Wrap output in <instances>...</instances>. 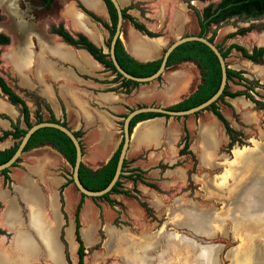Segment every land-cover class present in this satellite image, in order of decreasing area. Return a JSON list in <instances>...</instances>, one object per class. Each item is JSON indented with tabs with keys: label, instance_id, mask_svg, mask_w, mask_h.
Returning a JSON list of instances; mask_svg holds the SVG:
<instances>
[{
	"label": "rangeland",
	"instance_id": "1",
	"mask_svg": "<svg viewBox=\"0 0 264 264\" xmlns=\"http://www.w3.org/2000/svg\"><path fill=\"white\" fill-rule=\"evenodd\" d=\"M119 1L122 5L128 2L123 9L135 21L146 23L151 33L162 35L169 23L171 27L165 31L178 30L180 38L197 33L194 11L200 12L207 4L219 0ZM70 3L71 0H53L52 7L44 11L39 0H0V33L10 37L9 46L0 47V76L26 103L31 124L35 123V110H43V104L32 89L31 71L19 68L31 62L25 43L30 42L36 27L48 33L49 26L70 24V19L62 18ZM97 17L109 25L106 13ZM128 24L124 20L122 27L125 29ZM104 31L106 54L108 32ZM211 31L215 33L213 43L222 50L229 44L250 50L264 42V15L255 19L232 17L211 26ZM121 43L125 50L131 45L124 44L123 37ZM225 64L241 72L247 80L234 82L251 88L245 90L228 81V90L247 91L251 98L261 102V109L244 96L216 102L217 109L235 132V143L230 148L223 127L208 110L187 116L188 150L183 154H179L182 132L177 141L169 137L161 148L136 152L131 148L120 175L127 178L120 184L136 181L128 186L123 200L108 203L95 198L87 200L88 204L82 201L79 231L84 247L83 264H264V100L261 99L264 60L252 64L231 50ZM188 68L194 70L188 74L195 84L198 71L193 63L174 67L175 70ZM105 72L112 83L115 75ZM177 79L178 82L180 78ZM157 81L144 85L153 86ZM121 82L118 79L111 84L113 87H105L140 86L123 87ZM60 93L66 97V87ZM46 118L43 112L42 119ZM121 120L118 117L115 121V137L110 143L105 142L112 149L121 138ZM74 208L75 200L67 197L64 211L60 206L55 215L54 228L50 234L36 237V244L20 236L13 238L8 243L12 247L5 251L6 244L0 242V264H76ZM122 235L127 238L125 248L118 243Z\"/></svg>",
	"mask_w": 264,
	"mask_h": 264
},
{
	"label": "crops",
	"instance_id": "2",
	"mask_svg": "<svg viewBox=\"0 0 264 264\" xmlns=\"http://www.w3.org/2000/svg\"><path fill=\"white\" fill-rule=\"evenodd\" d=\"M78 1L97 16L106 13L101 0ZM116 1L120 8L128 3L122 5V1ZM62 18L72 21L68 25L64 24L69 32L84 35L105 53L104 29L77 9L74 2L67 5V11L62 13ZM144 26L153 32L146 23ZM170 27L168 23L166 29ZM35 30L37 31H34L30 42L25 43V48L31 55V62H26L25 66L19 68L31 71L34 78L32 89L48 105L54 118L64 121L70 131L80 132L78 140L82 147L81 163L92 171L103 165L118 146V142L113 149L107 145L117 133V116L137 106L169 107L187 97L199 83V75L195 84L189 77L188 73H193V68L175 70V66H172L165 68L161 79L153 86L139 84L138 87L128 88L127 93L120 87L115 91H107L105 86L113 87L111 84L114 83H108L111 78L105 77L104 68L84 49L61 42L56 36L46 33L44 28L36 27ZM165 30L162 35L149 38L128 24L125 29L121 28L119 40L121 42L123 37L124 44L133 45L141 53H152L150 57L128 53L137 62H150L157 60L165 47L181 35L178 30L173 33ZM177 78H180L178 82ZM17 79V87L20 89L21 84L18 77ZM62 87H66V97L60 93ZM12 125L25 129L20 107L11 104L0 93V134L12 131ZM183 127H189L187 116H157L139 121L131 130L126 154L131 148L134 152L161 148L169 137L177 141ZM106 141L108 142L105 143ZM15 143L11 136L0 140V152L11 149ZM107 150L110 152L107 153ZM70 174V165L59 152L47 144L23 151L14 166L8 168L4 175L0 174V230L4 233L0 236V242L3 246L6 244L5 251L12 247V244L8 246V243H11L13 238H30L36 244V237L50 234V230L55 226V215L60 206L64 211L67 197H72L75 205L77 204L80 195L73 185L68 183ZM126 178H120L119 182ZM131 184L132 182L121 183L119 190L127 191ZM108 199L123 200V195L111 194ZM83 200L88 204L90 202L87 200L93 199L83 197Z\"/></svg>",
	"mask_w": 264,
	"mask_h": 264
},
{
	"label": "trees",
	"instance_id": "3",
	"mask_svg": "<svg viewBox=\"0 0 264 264\" xmlns=\"http://www.w3.org/2000/svg\"><path fill=\"white\" fill-rule=\"evenodd\" d=\"M102 1L108 13L109 22H110L109 25L101 21L91 12L85 10L82 6L78 5V7L88 17H90L95 22L99 23L108 32V41L106 44V47H108V43L113 33V28L115 25V12L108 0H102ZM52 4H53V0H39V5L44 10L51 8ZM126 11L127 9L125 8L121 9L122 19L129 21L134 29H136L138 32L148 37L157 36V34L147 31L143 25L139 24L133 18H131L126 13ZM194 15L196 18V23L198 28V32L196 36L206 37L209 42H213L215 33L214 31H211V26H217L232 17H239V18L244 17V18L255 19L257 17L263 16L264 0H219L215 4H211V3L207 4L205 7L201 9L200 12L194 11ZM50 31L51 33L56 34L58 37H60L68 45L75 48L84 49L91 56V58L95 60L97 63H99L105 70L111 71L115 75V77L112 79V83H115V81L120 79L122 81L121 85L123 87L137 84L135 82L122 79L120 75L114 71L111 62L108 60V55L102 53L101 49L94 46L83 35L81 34L70 35L62 28L61 25H58L56 27L51 26ZM8 43H9L8 38L0 33V46L7 45ZM215 46L219 50L223 59L227 57V55L230 53L231 50H234L238 52L243 59H246L253 64H260L264 60V44L261 47H253L250 51L246 50L245 48L237 44H229L225 48V50L220 49L218 45ZM114 57L117 64L123 71L135 77H146L151 75L156 71L160 63V58L145 63L137 62L124 51L121 42L118 39L114 45ZM184 61L193 62L196 65L200 76V83L197 85L195 91L191 93L187 98L178 102L177 104L168 107V109L172 111L186 110L204 102L216 91L219 84L220 71L216 58L210 52V50L201 43L191 41V42L183 43L178 47H176L169 55L166 61V67ZM159 79L160 77L157 78V80ZM235 79H238V81H242L245 83L247 82L245 78H242L241 72L229 69L226 66V81L244 87L245 90L251 91V88H246V86H244L243 84L234 82ZM227 82L222 91V94L219 96L216 102L221 101L224 97L235 98L239 96H244L246 99H249L257 109H261V102H258L253 98H251V96L247 93V91H234V92L229 91L227 87ZM129 88H133V87H129ZM115 90L116 89H112V88L107 89V91H115ZM124 91L125 93H127L128 88L124 89ZM0 93L3 96H5V98L11 104L18 105L20 107V112L22 115V120L25 125V128H29L32 124L31 122H29V110L26 103L23 101L22 98H20V96L14 93L13 90L6 85V83L4 82L1 76H0ZM261 99L264 100V97H261ZM40 100L43 104V109L47 113V118L42 119L41 110L36 109L34 112L35 123L48 121L53 123H59L66 127L63 121L60 122L54 118L48 105L41 98ZM216 102L212 103L208 108H206V110L210 111L211 114L223 127L224 133L226 134L229 140L228 148H230L235 143V138H234L235 132L229 126L228 122L224 119V117L217 109ZM124 115H120L118 117L123 118ZM156 116L159 115L146 113L135 116L130 121L129 133H131L132 128L137 122L150 119ZM24 132L25 129L22 130L19 129L17 125H12V131H6L0 134V140L8 136H11L16 141V143L13 145L11 149L0 152V164L5 162L12 155V153L16 148L19 138L24 134ZM72 133L75 136V138L78 139L80 137V132H72ZM181 143H182V147L179 150V154H183L188 149V133L185 128H183V136L181 138ZM43 144H47L52 148H54L57 152L61 154V156L65 159V161L70 165V167L72 166L74 160V150L70 141L62 133L51 128H43L36 131L28 140L23 151L31 147H35ZM119 148H120V143L118 144L116 150L113 152L111 157L107 160V162L94 171L84 167L82 163H80L78 169V180L85 189L90 191H99L107 185L114 172ZM17 161L18 159L15 161V163ZM14 164L12 166H14ZM124 164H125V160L123 161L121 172L124 167ZM7 171L8 169H5L1 171L0 174L4 175ZM120 175L115 185L110 190V192L100 197L102 200H105L106 202L110 203V200L108 199V196L110 194H122V195L128 194L126 191L119 190V186H120L119 179L121 178ZM131 181L134 183L136 179H132ZM68 183L72 184L71 178L68 180ZM83 197L84 196L80 195V200L77 202L73 213V238H74V242L76 243V259H77L76 264H83V257H84V247L79 233V229H80L79 211ZM91 199L94 200L95 198H91ZM2 234L3 232L0 230V235Z\"/></svg>",
	"mask_w": 264,
	"mask_h": 264
},
{
	"label": "water",
	"instance_id": "4",
	"mask_svg": "<svg viewBox=\"0 0 264 264\" xmlns=\"http://www.w3.org/2000/svg\"><path fill=\"white\" fill-rule=\"evenodd\" d=\"M110 4L112 5L114 12H115V25L113 28V33L110 37L107 50L108 60L111 62L112 67L114 71L120 75V77L124 80H129L132 82H135L137 84H147L150 82H153L157 80V78L163 73L165 67H166V61L169 57V55L172 53V51L178 47L179 45L186 43V42H198L207 47L210 52L214 55L216 58V61L219 66L220 71V79L219 84L216 89V91L204 102L191 107L186 110H180V111H172L169 110L167 107H157V106H139L135 107L124 115V117L121 120V141H120V148L118 151L116 164L114 168L113 175L110 179V181L107 183V185L99 190V191H90L85 189L78 180V169L81 163V148L79 145V141L75 136L73 135L72 131H70L67 127L59 124V123H53L48 121H42L39 123L32 124L29 128H25L24 134L19 138L16 148L12 155L3 163L0 164V172L12 167V165L15 163V161L19 158L21 153L23 152L28 140L30 137L39 129L43 128H51L54 130L59 131L62 133L71 143L73 150H74V160L73 164L71 166V174L70 178L72 181V185L75 188V190L79 193V195L84 196L85 198H100L104 196L105 194H108L112 187L115 185L116 181L119 178V175L121 174V167L123 164V161L125 160L128 144H129V124L130 121L137 115L140 114H146V113H152L157 114L159 116H167V117H184L187 115H192L197 112L203 111L206 108H208L212 103L216 102L219 98V96L222 94V91L226 84V65L225 60L221 56L219 50L216 48L215 44L212 42H209L206 37H198V36H183L180 37L174 41H172L170 44H168L165 49L163 50L161 56H160V63L158 68L154 73H152L149 76L146 77H135L132 76L125 71H123L119 65L117 64L115 57H114V45L120 38L121 34V25L123 22L122 15H121V8L119 7L116 0H108Z\"/></svg>",
	"mask_w": 264,
	"mask_h": 264
},
{
	"label": "flooded vegetation",
	"instance_id": "5",
	"mask_svg": "<svg viewBox=\"0 0 264 264\" xmlns=\"http://www.w3.org/2000/svg\"><path fill=\"white\" fill-rule=\"evenodd\" d=\"M72 2H74V4L77 6V8L85 15V16H87L79 7H78V5H80V6H82L85 10H87L78 0H71ZM102 1V0H101ZM87 3V2H86ZM102 3H103V1H102ZM88 4V3H87ZM104 4V3H103ZM88 5H90L92 8H93V6L91 5V4H88ZM52 7V6H51ZM104 7H105V5H104ZM40 9L41 10H44V9H42L41 7H40ZM50 9V8H49ZM49 9H47V10H49ZM94 9V8H93ZM121 9H123V8H121ZM47 10H44V11H47ZM105 10H106V7H105ZM87 11H89V10H87ZM128 11V10H127ZM127 11H126V13H127ZM89 12H91V11H89ZM93 15H95L93 12H91ZM11 14H13V13H11ZM106 14H107V17H108V13H107V10H106ZM1 15V14H0ZM96 17H97V15H95ZM88 17V16H87ZM91 21H93V22H95L94 20H92L90 17H88ZM124 21V20H123ZM108 22H109V17H108ZM129 22V21H128ZM136 22H138L137 20H136ZM95 23H97V22H95ZM139 24H141V25H143L144 26V24H142L141 22H138ZM97 24H99V23H97ZM109 24H110V22H109ZM122 24H123V22H122ZM129 24L131 25V23L129 22ZM197 24V23H196ZM58 25H61L62 26V28L67 32V33H69L70 35H75V34H80V33H71V32H69L68 31V29L65 27V25L64 24H62V23H58V24H55V25H53L54 27H56V26H58ZM100 25V24H99ZM101 26V25H100ZM132 26V25H131ZM102 27V26H101ZM133 27V26H132ZM145 27V26H144ZM103 28V27H102ZM121 28H122V25H121ZM104 29V28H103ZM134 29V28H133ZM145 29L147 30V28L145 27ZM136 30V29H135ZM121 31V30H120ZM137 31V30H136ZM148 31V30H147ZM138 32V31H137ZM150 32V31H149ZM197 32H198V28H197ZM140 33V32H139ZM1 34H3V35H5L7 38H8V40H9V43L7 44V45H1L0 47H7V46H9V44H10V37L7 35V34H4V33H1ZM48 34H51V35H54V36H56L61 42H63V43H65L60 37H58L56 34H53V33H51V31H50V26L48 27ZM142 34V33H141ZM197 34V33H196ZM196 34H194L193 36H196ZM82 35V34H81ZM144 35V34H143ZM84 36V35H83ZM145 36V35H144ZM157 36H159V35H157ZM156 36V37H157ZM85 37V36H84ZM87 38V37H86ZM150 38H152V37H150ZM88 39V38H87ZM89 40V39H88ZM90 41V40H89ZM120 41V40H119ZM174 41V40H173ZM91 42V41H90ZM92 43V42H91ZM213 43V42H212ZM65 44H67V43H65ZM93 44V43H92ZM170 44V43H169ZM263 44H264V42H263ZM262 44V45H263ZM68 45V44H67ZM94 45V44H93ZM262 45H260V46H257V47H261ZM70 46V45H69ZM95 46V45H94ZM254 47H256V46H254ZM98 48V47H97ZM107 48V47H106ZM253 48V47H252ZM251 48V49H252ZM82 49V48H81ZM100 49V48H99ZM250 49V50H251ZM250 50H248V51H250ZM163 52V51H162ZM107 54V53H106ZM240 55V54H239ZM241 57V56H240ZM160 58V57H159ZM242 58V57H241ZM243 59V58H242ZM225 60V59H224ZM244 60H246V59H244ZM246 61H248V60H246ZM248 62H250V61H248ZM145 63V62H144ZM181 63H193V62H189V61H184V62H181ZM181 63H178V64H175V65H172L173 67L174 66H177V65H179V64H181ZM194 64V63H193ZM253 64V63H252ZM195 65V64H194ZM226 65V64H225ZM172 66H169V67H172ZM165 68H167V67H165ZM195 68L197 69V67H196V65H195ZM165 70V69H164ZM197 71H198V69H197ZM236 71V70H235ZM198 75H199V72H198ZM161 76V75H160ZM159 76V77H160ZM155 81H157V80H155ZM227 82V81H226ZM199 83H200V76H199ZM198 83V84H199ZM197 84V85H198ZM233 84V83H232ZM197 85H196V87H197ZM236 85V84H235ZM237 86H239V85H237ZM196 87H195V89H196ZM195 89L191 92V93H193L194 91H195ZM230 91V90H229ZM236 91H239V90H236ZM232 92H234V91H232ZM190 93V94H191ZM189 94V95H190ZM188 95V96H189ZM38 97H39V95H37ZM187 96V97H188ZM187 97H185V98H187ZM240 97V96H239ZM184 98V99H185ZM224 98H228V97H224ZM223 98V99H224ZM235 98H237V97H235ZM184 99H182V100H184ZM228 99H234V98H228ZM181 100V101H182ZM180 102V101H179ZM178 103V102H177ZM176 103V104H177ZM174 105V104H173ZM172 106V105H171ZM137 107H139V106H137ZM157 107H159V106H157ZM170 107V106H169ZM217 107V106H216ZM168 108V107H167ZM133 109V108H132ZM44 110V109H43ZM41 110V113H43V112H45L46 113V111L44 110ZM129 110H131V109H127V111H129ZM206 110V109H205ZM205 110H203V111H205ZM201 112V111H200ZM210 112V111H209ZM220 112V111H219ZM198 113V112H197ZM211 113V112H210ZM47 114V113H46ZM196 114V113H195ZM195 114H192V115H195ZM212 115V114H211ZM222 115V114H221ZM187 116H189V115H187ZM213 116V115H212ZM157 117V116H156ZM159 117H164V116H159ZM184 117H186V116H184ZM214 117V116H213ZM165 118H169V117H165ZM173 118H179V117H173ZM215 118V117H214ZM216 119V118H215ZM225 119V118H224ZM59 121V120H58ZM217 121V120H216ZM183 128H185V127H183ZM183 128H182V133H183ZM186 129V128H185ZM187 130V129H186ZM188 133V132H187ZM79 141V140H78ZM120 141H121V138H120ZM120 141H119V143H120ZM80 143V142H79ZM118 143V144H119ZM82 148V147H81ZM116 150V149H115ZM188 150V149H187ZM81 153H82V151H81ZM113 154V153H112ZM111 157V156H110ZM109 157V158H110ZM108 158V159H109ZM107 162V161H106ZM105 162V163H106ZM104 163V164H105ZM103 164V165H104ZM102 166V165H101ZM100 166V167H101ZM121 174H122V172H121ZM76 206V205H75ZM73 213H74V211H73ZM80 230V229H79ZM73 233V232H72ZM79 233H80V231H79ZM2 235H4V233L2 234ZM2 235H0V236H2ZM81 237V236H80ZM8 239V238H7ZM74 239V238H73ZM82 240V239H81ZM76 244V243H75ZM83 244V243H82ZM75 254H76V250H75ZM76 261H77V259H76Z\"/></svg>",
	"mask_w": 264,
	"mask_h": 264
},
{
	"label": "bare ground",
	"instance_id": "6",
	"mask_svg": "<svg viewBox=\"0 0 264 264\" xmlns=\"http://www.w3.org/2000/svg\"><path fill=\"white\" fill-rule=\"evenodd\" d=\"M94 3H95V1H93ZM97 10V9H96ZM99 10V9H98ZM125 49V48H124ZM127 50V51H126ZM126 50H125V52L128 54V53H130V54H132V55H135V56H142V57H150V55L152 54V53H141L139 50H137V48H134V46L133 45H130V46H127L126 47ZM236 155H238V154H236ZM259 185V184H258ZM261 186V185H260ZM263 186V185H262ZM259 192V191H258ZM259 193H262V192H259ZM252 194H253V192H252ZM250 195V194H249ZM257 196V195H256ZM260 197V196H259ZM247 198V197H246ZM264 198V197H263ZM254 199V198H253ZM210 220V219H209ZM206 222V221H205ZM201 225H203L202 223H201ZM202 229V228H201ZM243 230V229H242ZM113 236V235H112ZM115 236V235H114ZM178 241V240H177ZM126 242H127V238L124 236V235H122L119 239H118V243L120 244V245H122L124 248L126 247ZM117 244V243H116ZM161 245V244H160ZM177 245V244H176ZM187 245V244H186ZM253 245V244H252ZM145 246V245H144ZM184 246V245H183ZM180 247V246H179ZM251 248V247H250ZM120 249V248H119ZM251 251H252V249H251ZM251 251H249L250 253H251ZM128 254V253H127ZM252 254V253H251ZM208 257H210V256H208ZM182 260V259H181ZM133 261V260H132ZM180 261V260H179ZM258 261V260H257ZM126 262H127V260H126ZM262 262V261H261ZM257 264V263H256Z\"/></svg>",
	"mask_w": 264,
	"mask_h": 264
}]
</instances>
